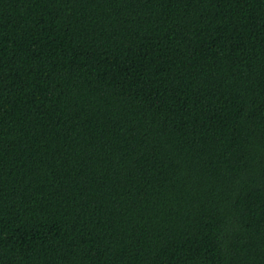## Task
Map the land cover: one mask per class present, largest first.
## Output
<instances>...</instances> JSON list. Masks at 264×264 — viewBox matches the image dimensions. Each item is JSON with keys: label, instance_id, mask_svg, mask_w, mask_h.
<instances>
[{"label": "trees", "instance_id": "trees-1", "mask_svg": "<svg viewBox=\"0 0 264 264\" xmlns=\"http://www.w3.org/2000/svg\"><path fill=\"white\" fill-rule=\"evenodd\" d=\"M0 264H264V0H0Z\"/></svg>", "mask_w": 264, "mask_h": 264}]
</instances>
